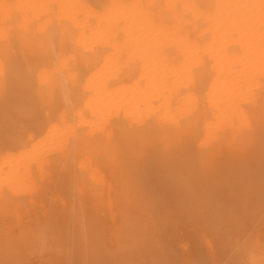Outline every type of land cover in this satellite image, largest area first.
I'll use <instances>...</instances> for the list:
<instances>
[{
	"label": "bare ground",
	"instance_id": "6f19581e",
	"mask_svg": "<svg viewBox=\"0 0 264 264\" xmlns=\"http://www.w3.org/2000/svg\"><path fill=\"white\" fill-rule=\"evenodd\" d=\"M250 259L264 0H0V264Z\"/></svg>",
	"mask_w": 264,
	"mask_h": 264
},
{
	"label": "clouds",
	"instance_id": "9594fccd",
	"mask_svg": "<svg viewBox=\"0 0 264 264\" xmlns=\"http://www.w3.org/2000/svg\"><path fill=\"white\" fill-rule=\"evenodd\" d=\"M238 247H239V245H238ZM249 264H257V261L250 259Z\"/></svg>",
	"mask_w": 264,
	"mask_h": 264
}]
</instances>
